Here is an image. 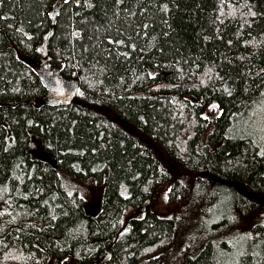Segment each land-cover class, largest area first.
Listing matches in <instances>:
<instances>
[{"label": "trees", "instance_id": "obj_1", "mask_svg": "<svg viewBox=\"0 0 264 264\" xmlns=\"http://www.w3.org/2000/svg\"><path fill=\"white\" fill-rule=\"evenodd\" d=\"M263 100L264 0H0V264H174L197 211H264ZM256 229L234 264H264Z\"/></svg>", "mask_w": 264, "mask_h": 264}, {"label": "rangeland", "instance_id": "obj_2", "mask_svg": "<svg viewBox=\"0 0 264 264\" xmlns=\"http://www.w3.org/2000/svg\"><path fill=\"white\" fill-rule=\"evenodd\" d=\"M65 1L67 0H59V3ZM67 96L70 98L69 92ZM108 114L121 122L115 113L108 111ZM250 118L249 124L252 129L264 141V100L256 105ZM126 127L133 133L142 135L138 129L132 128L129 125H126ZM178 171L176 176H182L181 172L179 174ZM62 175L68 191L77 192L86 199V211L92 214L99 213L104 187L97 184L93 178L80 179L68 172H63ZM189 176L193 180V175L190 174ZM224 208L215 205L207 209V214L197 211V215H191L182 222L179 239L175 245L174 264H182L186 255H194L209 240L216 243L217 249L215 250L218 264H234L240 260V254L246 251L247 247L249 251V245L254 244L258 236L256 225L264 226V211L257 212L252 216H245L235 208L233 212L229 213L230 218L228 221H223L219 211ZM132 211L131 208L127 212L126 217ZM0 216H3L0 219L3 220L0 224L1 227L7 226L8 228H12L15 226V214L7 212L4 202H0ZM29 221L31 220H25L23 225Z\"/></svg>", "mask_w": 264, "mask_h": 264}, {"label": "water", "instance_id": "obj_3", "mask_svg": "<svg viewBox=\"0 0 264 264\" xmlns=\"http://www.w3.org/2000/svg\"><path fill=\"white\" fill-rule=\"evenodd\" d=\"M72 100H73V98L71 97V100L69 101V102H72ZM150 201L149 200H147V202H146V209L148 208V207H150ZM104 259V258H103Z\"/></svg>", "mask_w": 264, "mask_h": 264}]
</instances>
